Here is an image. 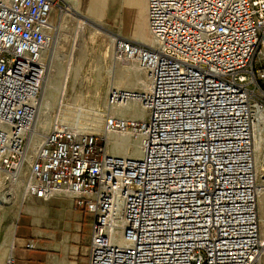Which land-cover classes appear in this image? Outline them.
Here are the masks:
<instances>
[{
	"label": "built area",
	"instance_id": "obj_1",
	"mask_svg": "<svg viewBox=\"0 0 264 264\" xmlns=\"http://www.w3.org/2000/svg\"><path fill=\"white\" fill-rule=\"evenodd\" d=\"M76 0H0V169L22 200L74 199L88 264H260L252 108L264 109V0H146L153 46L118 38L146 89L107 94L103 127L139 155L54 121L26 160L53 15ZM137 102L141 115H127ZM26 247H32L27 242ZM13 243L0 264H15Z\"/></svg>",
	"mask_w": 264,
	"mask_h": 264
},
{
	"label": "rangeland",
	"instance_id": "obj_2",
	"mask_svg": "<svg viewBox=\"0 0 264 264\" xmlns=\"http://www.w3.org/2000/svg\"><path fill=\"white\" fill-rule=\"evenodd\" d=\"M80 1L79 6L77 3L73 8L80 11L81 4L83 12L81 16L78 14L61 16L65 11L62 13L56 11L53 15L56 27L49 48L44 52L46 70L38 98V104L42 100L47 102L46 109H42L39 117V120L44 118L45 123L44 127L37 128L35 135L30 131L29 156L32 155L40 136L48 131L49 125L54 121L63 122L78 132L96 134L107 151L112 153L106 145L107 135L112 137L121 135L103 132L108 91L111 86L126 88L122 83L124 78L118 76V73L143 79L141 70L137 69L135 64H131L132 60H115L113 57L115 36L139 41V36L147 32L143 24L145 10L140 12L143 8L140 6V0ZM143 2L146 9V0H142V5ZM99 4H102L100 10ZM92 11L96 14L91 13ZM123 110L127 115L135 116H140L142 111L137 102L128 103ZM255 123L260 141L259 148L254 150L257 183L264 187V171H260V165L264 168V121H255ZM124 136L128 139L124 143L125 154L134 156L132 141L136 140L132 136ZM13 184L14 188H11V182L1 171L0 194L6 193V196L13 194L0 207V212H3L4 216L16 211L22 196L21 185ZM257 211L262 242L260 264H264V205L261 204V200L257 202Z\"/></svg>",
	"mask_w": 264,
	"mask_h": 264
},
{
	"label": "crops",
	"instance_id": "obj_3",
	"mask_svg": "<svg viewBox=\"0 0 264 264\" xmlns=\"http://www.w3.org/2000/svg\"><path fill=\"white\" fill-rule=\"evenodd\" d=\"M90 221L69 196L21 197L14 213L0 212V263L13 243L15 264H88Z\"/></svg>",
	"mask_w": 264,
	"mask_h": 264
},
{
	"label": "bare ground",
	"instance_id": "obj_4",
	"mask_svg": "<svg viewBox=\"0 0 264 264\" xmlns=\"http://www.w3.org/2000/svg\"><path fill=\"white\" fill-rule=\"evenodd\" d=\"M103 1V0H102ZM101 1V2H102ZM144 1V0H143ZM79 2V0H76V1H74V2H71V3H69V5H68V7H69V9H68V11L67 12H65L64 14H62L61 16H65V15H67V14H72V15H76V14H78V15H82L83 14V12H82V9H81V6H80V11L79 10H74V8H73V6H75V5H77V3ZM101 5L102 4H99V10H100V7H101ZM78 6H79V3H78ZM77 6V7H78ZM140 6L141 7H143L141 10H140V12L142 11V10H145L144 11V15H143V21H144V25L146 26V28H147V23H146V9H144V2H143V5H142V0H140ZM91 13H95L96 14V12H94V11H92ZM142 17V16H141ZM61 18V17H60ZM142 20V19H141ZM134 23V22H133ZM134 25V24H133ZM142 25V24H141ZM138 26V25H137ZM134 27V26H133ZM136 28V27H135ZM138 29V28H137ZM143 31V30H142ZM140 37V42L141 43H143V44H146V45H150V46H153L154 44H155V41H154V39H153V37L151 36V34L149 33V31H148V29H147V32L146 33H144V34H142L141 36H139ZM118 38H125V37H122V36H115L114 38H113V41L114 40H116V39H118ZM127 39H130V38H127ZM133 40V39H132ZM136 41V40H135ZM138 41V42H139ZM114 43V42H113ZM104 56V55H103ZM132 62L133 63H131L132 65L133 64H135L136 65V67H137V69H139V70H141V72H142V74H143V79L141 78V79H137V77L135 78V77H133V76H123V75H121L120 73H118V76H120V77H122V78H124L123 79V81H122V83H123V85L124 86H126V88L127 87H136L135 89H137V88H139V89H146L147 88V86H148V83H147V80H146V74H145V72L143 71V69L137 64V61L136 60H132ZM114 66V65H113ZM114 68V67H113ZM132 73V72H131ZM113 84V83H112ZM111 84V85H112ZM111 87H114V88H117V89H120V88H124V87H116V86H111ZM110 87V88H111ZM120 90H122V89H120ZM46 105H47V102L45 101V102H43V100L38 104V101H37V104H36V107H37V111H36V117H35V119H34V123H33V127H32V129H31V131H33V135H35L36 133H37V128H42V127H44V123H45V120H44V118L42 119V120H39V117H40V113H41V111H42V109L43 108H45L46 109ZM127 105V104H126ZM125 105V106H126ZM140 105V104H139ZM100 120V119H99ZM264 121V109H261V108H258V107H254L253 106V108H252V125H251V133H252V143H253V156H254V150H257L258 148H259V138H258V136H257V133H256V129H255V121ZM50 126V125H49ZM39 131V130H38ZM103 132L105 133V134H108V133H112V132H107L106 130H105V128L103 127ZM114 133H116V132H114ZM117 134H120L121 136L120 137H112V136H110V135H107V139H106V145H107V147H108V149L110 150V152H112V154H118V155H125V153H126V148L124 147V143H126L127 142V138H126V136H124V135H127V136H132L133 137V135H131L130 133H117ZM43 135L44 134H42L41 136H40V139H39V142H40V140H41V138L43 137ZM37 136V135H36ZM133 138H135V137H133ZM34 139V138H33ZM104 139H105V135H104ZM135 140L136 141H132L133 143H134V148H133V150H134V152H135V154H134V156H138L139 155V142H138V140L135 138ZM39 142H38V144H39ZM38 144L36 145L35 144V149L33 150V152H32V155L31 156H29L28 155V149H29V145L30 144H28V142H27V145H26V156H25V158H26V160H29L30 158H32V156L34 155V152H35V150H36V148H37V146H38ZM127 147V146H126ZM131 147V146H130ZM136 147H138V148H136ZM105 148H106V146H105ZM128 148V147H127ZM137 150H138V153H137ZM106 151H107V149H106ZM108 152V151H107ZM109 153V152H108ZM137 154V155H136ZM254 165H255V169L257 170V166H256V159H255V156H254ZM3 172V173H5L3 170H1L0 169V172ZM260 171H264V168H263V166L262 165H260ZM6 174V173H5ZM6 178H7V174H6ZM16 185V184H15ZM257 189H258V194H257V202H258V200H261V204L262 205H264V187H261V185H259L258 183H257ZM11 188H14V184L13 183H11ZM11 195H13L12 193H10V194H8L7 196H6V193L4 194H0V207L2 206V203H4V202H7L8 201V197H11ZM11 199V198H10ZM11 201V200H10Z\"/></svg>",
	"mask_w": 264,
	"mask_h": 264
}]
</instances>
